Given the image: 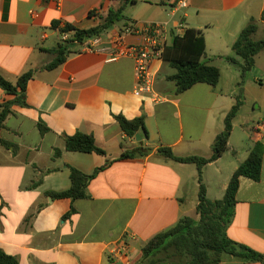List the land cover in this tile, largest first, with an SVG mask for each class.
I'll return each mask as SVG.
<instances>
[{"label": "crops", "instance_id": "obj_1", "mask_svg": "<svg viewBox=\"0 0 264 264\" xmlns=\"http://www.w3.org/2000/svg\"><path fill=\"white\" fill-rule=\"evenodd\" d=\"M141 1L165 10L147 24L133 18L128 25L117 24L86 43L94 46L92 50L82 46L80 53L49 71L44 69L54 58L49 50L62 37L54 28L56 22L89 29L99 24L98 16H106L123 1L62 0L59 6L44 0H0V73L15 83L27 71L37 70L28 83L29 107L14 106L0 130L4 140L16 145L15 151L0 145V249L20 264H140L143 246L184 217L197 215L199 203L196 165L166 160L155 150L164 146L179 156L210 157L240 92L245 95L253 82L264 90V51L240 86L244 61L232 50L252 19L259 26L256 35L264 36V0H189L182 9L175 8L179 0ZM92 11L98 16H90ZM149 24L163 27L166 44L171 43L172 33L182 35L188 28L202 31L207 47L204 61L220 69L219 84L199 83L177 94L174 82L168 80L175 70L157 56L151 64L154 88L138 94L134 60L113 61L110 54L119 36L127 45L143 44L144 33L129 34L126 29ZM13 99L0 89V104ZM243 99L228 151L203 170L211 200L223 199L234 172L257 142L264 143V102L258 116L241 120ZM143 113L150 136L143 145L154 152L119 160L140 142L128 137L114 116L132 120ZM40 121L50 128L45 135L38 128ZM77 132L94 135L107 156L67 151L63 135ZM56 149L62 151L58 158ZM107 160L113 162L89 184L90 199L72 202L49 195L71 187L69 166L92 174ZM236 199L228 236L264 254V159L261 179L241 177ZM72 206L77 213L63 220ZM220 264L263 263L226 257Z\"/></svg>", "mask_w": 264, "mask_h": 264}, {"label": "trees", "instance_id": "obj_2", "mask_svg": "<svg viewBox=\"0 0 264 264\" xmlns=\"http://www.w3.org/2000/svg\"><path fill=\"white\" fill-rule=\"evenodd\" d=\"M122 1L123 4L119 8H110L106 16H98L95 11L90 12V16H98L100 22L97 26L89 29H79L70 22L64 24L56 22L54 28L59 30L60 34L69 33L70 40L60 42L55 48L49 50L54 58L44 66V69L49 71L57 69L67 61L70 55L80 53L78 48L84 46L88 41L100 38L121 22L128 25L131 20L125 12L128 5H136L138 0ZM258 30L257 21L252 19L232 46L234 53L244 61L240 86L243 84L248 72L255 66L257 55L264 51V37L259 40L255 39ZM171 37V43L165 45L161 58L164 63L175 70V73L169 76L168 80L174 82L176 93H184L199 83L216 87L221 79V71L204 61L207 47L202 31L188 28L182 35L172 33ZM226 59L236 63V60L232 57ZM36 73L37 70L31 69L22 74L15 83L9 81L0 73V89L8 95L14 96L13 100L0 104V130L5 128L6 120L14 113V106L29 107L27 102L28 83L34 79ZM243 104L244 99L240 92L236 104L224 120V130L215 139L210 157L179 156L175 154L172 148L164 146L155 150L157 155L166 160L196 165L200 185L199 203L196 208L199 220L184 217L175 227L155 235L143 246V259L140 264H220L226 257L240 260L243 263L260 262L264 264V254L235 242L227 233V229L235 215L236 196L241 177L254 181L261 179L264 143L257 142L248 158L234 172L223 199H209L203 182L204 168L208 164L217 161L228 151L233 123ZM114 117L128 137L135 139L137 134L142 137L140 145L122 153L119 160L144 158L154 152L153 148L143 145V141L150 138L145 124V113L132 120L123 115H115ZM38 128L42 135L50 131V128L43 121L38 123ZM63 139L66 150L69 152L95 153L103 157L107 156V152L97 145L92 134L77 132L74 135H63ZM0 145L8 149L13 148L14 151L16 148V145L4 140L1 136ZM61 155L62 151L56 149L55 158ZM112 162V160H107L105 165L96 168L92 174H86L75 167L69 166L71 187L60 192H49V195L53 200L70 199L72 202L90 199L91 196L88 192L90 182ZM76 213V208L72 206L71 210L64 215L63 220L71 219ZM0 264H20V262L17 257L0 249Z\"/></svg>", "mask_w": 264, "mask_h": 264}, {"label": "built area", "instance_id": "obj_3", "mask_svg": "<svg viewBox=\"0 0 264 264\" xmlns=\"http://www.w3.org/2000/svg\"><path fill=\"white\" fill-rule=\"evenodd\" d=\"M45 2H56L57 5H61L62 0H44ZM189 0H179L176 9L187 8ZM144 33L145 41L141 45H127L122 38L119 36L113 42L114 51L110 54L111 60H118L122 57L132 58L135 62L137 88L138 94H144L152 92L155 84V76L151 72V64L154 59L158 56L161 58L163 49L166 45L167 39L163 33V27L158 24H149L143 29L137 27H129L126 29V33ZM63 38H67L68 34H62ZM92 39L91 41H94ZM85 49L92 50L94 46L85 45ZM264 128V125H262Z\"/></svg>", "mask_w": 264, "mask_h": 264}, {"label": "rangeland", "instance_id": "obj_4", "mask_svg": "<svg viewBox=\"0 0 264 264\" xmlns=\"http://www.w3.org/2000/svg\"><path fill=\"white\" fill-rule=\"evenodd\" d=\"M159 10H165V9L157 7L156 5H151L150 3H145L140 0L136 5H128L125 14L128 18H133L136 21H139L140 23L145 22L147 24L149 23L148 21H151L150 19H153L161 15V12ZM166 10H171V9L167 8ZM123 23L124 22L119 23L118 26ZM61 36H62L61 42L70 40V35H68L66 39L63 38V35ZM263 37L264 36H262V38ZM255 39H261V38L258 37V35H255ZM244 96L246 98V104L243 108V115H240L241 120L249 115L258 116V114L262 111V109H259V106L262 105V103L264 102V90L260 87L259 83L256 82L248 83L246 87V93L245 95H243V97ZM192 217L195 220H199V218L195 214Z\"/></svg>", "mask_w": 264, "mask_h": 264}, {"label": "water", "instance_id": "obj_5", "mask_svg": "<svg viewBox=\"0 0 264 264\" xmlns=\"http://www.w3.org/2000/svg\"><path fill=\"white\" fill-rule=\"evenodd\" d=\"M136 140H137L138 142H140V141L142 140V137L140 136V134H137V136H136Z\"/></svg>", "mask_w": 264, "mask_h": 264}]
</instances>
